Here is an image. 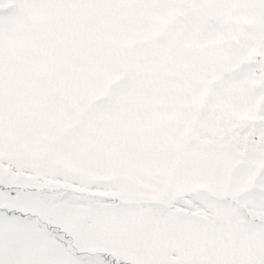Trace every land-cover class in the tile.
Returning a JSON list of instances; mask_svg holds the SVG:
<instances>
[{"label":"snow or ice","instance_id":"snow-or-ice-1","mask_svg":"<svg viewBox=\"0 0 264 264\" xmlns=\"http://www.w3.org/2000/svg\"><path fill=\"white\" fill-rule=\"evenodd\" d=\"M0 264H264V0H0Z\"/></svg>","mask_w":264,"mask_h":264}]
</instances>
